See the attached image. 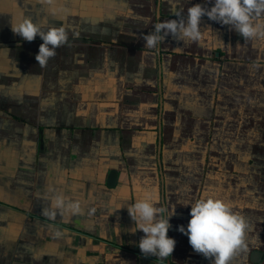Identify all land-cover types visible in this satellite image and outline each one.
Returning <instances> with one entry per match:
<instances>
[{"label": "crops", "instance_id": "0c3cea01", "mask_svg": "<svg viewBox=\"0 0 264 264\" xmlns=\"http://www.w3.org/2000/svg\"><path fill=\"white\" fill-rule=\"evenodd\" d=\"M195 4L213 6L0 0V264H212L178 231L191 218L182 205L205 193L248 222V251L231 264H254L253 251L264 264V39L204 16L200 42L144 47L155 24ZM24 16L68 32L43 68L42 39L11 30ZM58 193L84 214L45 216ZM146 194L162 218L175 208L171 257L144 256V233L131 232L126 206Z\"/></svg>", "mask_w": 264, "mask_h": 264}, {"label": "clouds", "instance_id": "9594fccd", "mask_svg": "<svg viewBox=\"0 0 264 264\" xmlns=\"http://www.w3.org/2000/svg\"><path fill=\"white\" fill-rule=\"evenodd\" d=\"M51 3L52 0H47ZM213 3L211 8L195 4L187 7L186 18L182 10L175 13L177 19L160 22L154 25V31L144 35L145 48L155 49L169 35L181 40L184 44L198 43L203 32L200 29L201 18L207 16L210 20L222 25H228L238 33L243 40L264 39V0H208ZM14 34L23 40L32 42L39 36L43 43L35 56L40 67H45L50 58L56 55V49L68 43V32L63 26H48L46 29L24 16L19 21L10 24ZM155 192V190H154ZM158 195L146 194L128 203L127 211L134 221L131 232L142 231L144 236L138 242L141 254L165 259L172 256L176 246L175 239L168 236L170 218L175 208L167 218L161 217L163 209L157 207ZM191 205L190 220L187 228L183 225L178 231L188 237L192 249L209 259L212 264H231L234 256L248 251L246 232L249 227L246 218L233 209L225 200L205 193ZM43 214L51 219L56 215L77 216L84 214L80 200L70 199L63 193L55 194L49 207ZM95 209H90L92 214Z\"/></svg>", "mask_w": 264, "mask_h": 264}, {"label": "water", "instance_id": "95a60500", "mask_svg": "<svg viewBox=\"0 0 264 264\" xmlns=\"http://www.w3.org/2000/svg\"><path fill=\"white\" fill-rule=\"evenodd\" d=\"M116 179H117V173L115 171H112L109 174L108 180H107V186L109 187H114L116 184ZM262 253L258 251H253L251 253L250 260L252 263L256 264L261 260Z\"/></svg>", "mask_w": 264, "mask_h": 264}]
</instances>
